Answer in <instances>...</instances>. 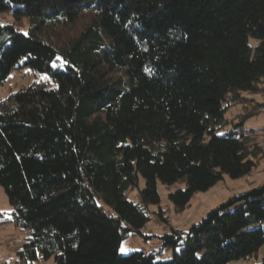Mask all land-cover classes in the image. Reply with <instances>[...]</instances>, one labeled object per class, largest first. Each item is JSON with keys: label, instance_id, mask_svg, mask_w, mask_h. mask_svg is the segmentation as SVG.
<instances>
[{"label": "trees", "instance_id": "obj_1", "mask_svg": "<svg viewBox=\"0 0 264 264\" xmlns=\"http://www.w3.org/2000/svg\"><path fill=\"white\" fill-rule=\"evenodd\" d=\"M0 15V223L25 231L19 260L264 264V181L185 229L150 209L159 183L179 211L262 169L245 121L264 113V0H0ZM154 213L160 248L120 253Z\"/></svg>", "mask_w": 264, "mask_h": 264}, {"label": "rangeland", "instance_id": "obj_2", "mask_svg": "<svg viewBox=\"0 0 264 264\" xmlns=\"http://www.w3.org/2000/svg\"><path fill=\"white\" fill-rule=\"evenodd\" d=\"M10 20V17L0 15V21L2 22ZM29 73L25 70L16 71L10 74L8 79H10L12 86H16V84L20 85L29 83L32 77V73ZM6 87L7 86L1 89V94H5ZM255 98L258 101H264V85L263 93H261V95H256ZM238 111L239 106H235L228 111L227 116L231 117ZM261 111H264V107ZM245 125L247 127H254L256 130L263 133L259 135L258 141L264 147V113L248 118L245 121ZM258 169L261 170H255L253 173L241 179H230L225 176V178L218 181L216 186L212 189L205 192H196L191 197L189 205L179 211L174 209L172 202L167 196L169 191L176 189V185L166 186L159 183L158 191L160 194V202L158 204L150 205V209L158 210V206L163 207L165 211L164 213H167L168 215L169 223L175 227L185 229L189 226V224L198 221L209 209L218 205L231 194L248 186L263 182L264 161L261 162ZM138 186H143L142 178L139 179ZM181 187H183V185H181ZM128 197L132 201L138 200L137 187H134L128 192ZM10 210L11 206L9 205L7 197L0 186V211L7 215ZM166 230L167 224L164 223L156 213H154L151 219L143 226V235L135 233L128 235V237L121 241L119 252L122 254H127L132 251H143L148 253L157 250L160 248V239L158 238V235L162 234ZM25 235V231L15 228L11 223H0V264H56L53 256L48 259H40L33 262H19L20 260L16 252L18 247L21 246ZM145 235H148L149 237H145ZM121 247H123L124 251H121ZM262 250H264V246L262 247ZM170 256V250H165L161 255H157L158 258H169ZM258 260L259 256L258 258L250 257L248 259L233 261L232 264L256 262Z\"/></svg>", "mask_w": 264, "mask_h": 264}, {"label": "snow or ice", "instance_id": "obj_3", "mask_svg": "<svg viewBox=\"0 0 264 264\" xmlns=\"http://www.w3.org/2000/svg\"><path fill=\"white\" fill-rule=\"evenodd\" d=\"M25 35H27V33H25ZM59 59V58H58ZM121 251H124L123 247H121ZM177 251L179 252L180 249L178 248Z\"/></svg>", "mask_w": 264, "mask_h": 264}, {"label": "crops", "instance_id": "obj_4", "mask_svg": "<svg viewBox=\"0 0 264 264\" xmlns=\"http://www.w3.org/2000/svg\"><path fill=\"white\" fill-rule=\"evenodd\" d=\"M19 243H20V242H19ZM19 247H20V246H19ZM19 247H18V248H19ZM19 262H21V260H20Z\"/></svg>", "mask_w": 264, "mask_h": 264}]
</instances>
